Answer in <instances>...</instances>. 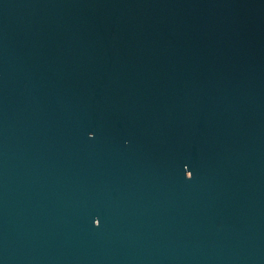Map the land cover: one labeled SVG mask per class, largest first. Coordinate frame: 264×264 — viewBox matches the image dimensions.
Masks as SVG:
<instances>
[{
	"label": "water",
	"instance_id": "1",
	"mask_svg": "<svg viewBox=\"0 0 264 264\" xmlns=\"http://www.w3.org/2000/svg\"><path fill=\"white\" fill-rule=\"evenodd\" d=\"M0 264H264V0H0Z\"/></svg>",
	"mask_w": 264,
	"mask_h": 264
}]
</instances>
